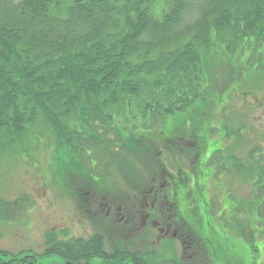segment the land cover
Masks as SVG:
<instances>
[{
  "label": "trees",
  "instance_id": "obj_1",
  "mask_svg": "<svg viewBox=\"0 0 264 264\" xmlns=\"http://www.w3.org/2000/svg\"><path fill=\"white\" fill-rule=\"evenodd\" d=\"M154 1L0 0V134L14 141L30 126H51L98 179L130 160L121 124L161 126L201 97L212 37L226 52L264 49V0H172L159 19ZM259 178L264 216V171ZM22 203L0 201V221ZM101 236L48 235L45 254L64 264L181 263L108 252ZM204 250L202 264L215 263L214 249L204 242ZM28 258L0 252V264H33Z\"/></svg>",
  "mask_w": 264,
  "mask_h": 264
},
{
  "label": "rangeland",
  "instance_id": "obj_2",
  "mask_svg": "<svg viewBox=\"0 0 264 264\" xmlns=\"http://www.w3.org/2000/svg\"><path fill=\"white\" fill-rule=\"evenodd\" d=\"M171 1H154L156 18H161ZM212 39L214 46L204 59L203 93L193 102V110L169 115L156 127L143 125L141 119L138 126L121 124L118 133L128 145L130 160L110 168L98 179L86 173L71 147L64 144L59 135L56 137L51 126H30L24 136L14 141L0 134V201L23 200L22 210L15 218L0 221V252L19 258L31 257L26 261L33 264H64L60 257L45 254L48 235L67 241L100 234L106 251L148 257L149 262L176 259L182 264H202L205 242L206 248L210 246L215 251L213 264H228L226 257L233 259V264H264V216H259L256 200L260 178L249 170L236 169V162L227 163V156L234 158L243 153L245 166L250 168L253 162L256 172L264 171V126H244L243 140L239 137L238 142V138L229 136L224 152L213 155V164L224 161L227 167L229 165L232 172L228 176L224 174L209 180L200 176V184H203L200 187L196 185L198 173L195 174L190 164L187 166L193 176L190 185L192 182L196 185L191 198L195 199L201 219L199 232L185 231L181 238V230H178L177 237H173L172 231L160 234L150 222L146 226L142 222V208L152 200L145 197V191L175 174L177 157L178 161L193 160L197 148L186 142L196 135H205L206 103L217 94L234 90L264 96V49L246 50L242 54L226 52L214 37ZM228 96L232 101L236 97ZM214 110L213 125L218 118V110ZM262 123L264 121L260 125ZM212 129L215 135L217 127ZM210 137H204L200 149ZM170 138L183 140L182 153L171 150L167 143ZM254 151L256 157L245 158ZM197 159L204 163L202 157ZM222 186L224 191H221ZM87 191L90 193L86 194ZM227 199L228 205H225L223 202ZM163 203L160 211L176 224V211L166 205V200ZM118 207L122 212H130L127 225L125 220L120 222ZM108 208L113 214L106 219ZM181 241L185 242L183 246ZM89 264L134 263L122 258L118 261L93 258Z\"/></svg>",
  "mask_w": 264,
  "mask_h": 264
},
{
  "label": "flooded vegetation",
  "instance_id": "obj_3",
  "mask_svg": "<svg viewBox=\"0 0 264 264\" xmlns=\"http://www.w3.org/2000/svg\"><path fill=\"white\" fill-rule=\"evenodd\" d=\"M256 68V66H255ZM229 94L235 95L234 101L228 96ZM264 105V96L260 97L256 93L249 91H229L224 95L217 94L214 99H211L208 103H206V109L208 113V120L204 126V136L196 135L192 141H188L186 143H191V146L196 147V151L194 154L193 160H188L184 162V159L178 161V157L175 160V174H170L171 178H167L162 184L151 185L150 188L145 191V197H152V200L149 203H145L142 208V222L143 225H147L149 222L151 223L154 230H156L160 234H169L172 231V236L177 237L178 230L180 231V237L183 238L184 232H199L201 229V219L199 218V213H197V208L195 205V199L192 200L191 196L195 193L194 186L202 187L203 184H200V176L205 178V180L213 179L214 177L219 178V176L228 174L232 172L226 166L225 162L220 161L216 165L213 164V155L215 153L224 152L226 148V139L230 136V138L236 137L237 141L240 142V139L243 140V129L244 126H264V123L260 125V122L264 121V110L261 111L262 106ZM244 108L246 111H244ZM193 110V107L188 108V110ZM217 109V122L215 125L213 122V118L215 115V110ZM189 110V111H190ZM184 113V111H182ZM182 112H178L179 114ZM211 126V127H210ZM216 126L218 131L215 135H213L212 128ZM231 126H238L237 130H233ZM231 127V128H230ZM195 135V131L193 132ZM211 136L209 142L204 145L203 148L200 149L199 144L203 143L204 137ZM144 137V136H143ZM169 143L171 150L174 153H182L184 144L182 139H171L167 142ZM203 151V152H202ZM256 151L251 152L250 154H246L245 158L253 159L256 157ZM202 157L203 164L197 158ZM244 155H238V157L230 158L227 156L228 162H236V169H245L249 170L251 173H256V178L259 177V170L255 169V164L252 162L250 168L244 165L243 162ZM186 163V164H185ZM239 163V164H238ZM191 165L192 170L195 174L196 185L194 182L190 185L191 170L187 167ZM224 164V166H222ZM198 167V169H196ZM205 169L206 170H202ZM207 169L209 171H207ZM168 176V177H169ZM155 181V180H154ZM168 186V187H167ZM165 188L167 194L164 192ZM219 191V189H216ZM163 191V192H162ZM224 191V187L222 186V190ZM220 191V192H221ZM90 192L87 191L86 194ZM169 196V197H168ZM172 207L176 211L177 221L170 220L166 218L163 213L160 211V208L165 204ZM168 202V203H167ZM225 205H228V199L223 202ZM209 205V204H208ZM117 214L120 216V222L125 220V225L129 223V215L130 212H122V208H117ZM94 214V213H93ZM113 210L108 208L106 210L105 218L108 219L112 216ZM93 216V215H91ZM180 244L183 246L185 244L184 241H181ZM93 259V258H92ZM99 259V258H97ZM101 260V259H99ZM111 261V260H108Z\"/></svg>",
  "mask_w": 264,
  "mask_h": 264
}]
</instances>
